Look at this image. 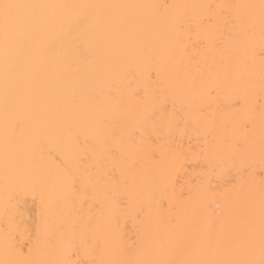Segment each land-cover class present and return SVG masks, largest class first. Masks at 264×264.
I'll list each match as a JSON object with an SVG mask.
<instances>
[{
    "label": "bare ground",
    "instance_id": "obj_1",
    "mask_svg": "<svg viewBox=\"0 0 264 264\" xmlns=\"http://www.w3.org/2000/svg\"><path fill=\"white\" fill-rule=\"evenodd\" d=\"M7 2L41 7L7 51L0 34V261L57 264L69 235L79 264L239 258L224 245L250 218L258 242L261 0ZM69 124L85 152L75 192L61 168ZM21 177L63 200L39 238L37 198L14 196L5 215Z\"/></svg>",
    "mask_w": 264,
    "mask_h": 264
},
{
    "label": "snow or ice",
    "instance_id": "obj_2",
    "mask_svg": "<svg viewBox=\"0 0 264 264\" xmlns=\"http://www.w3.org/2000/svg\"><path fill=\"white\" fill-rule=\"evenodd\" d=\"M39 5H28V4H19L5 2L0 3V34H2L5 49L7 51L8 44L10 40L14 37L19 36L23 31H25L30 24V18L27 17L24 13L26 9H35L39 8ZM103 7V6H102ZM240 7V6H238ZM242 7L256 8V5H247ZM260 24H261V41L260 55L264 57V0H261L260 5ZM230 35V33H229ZM73 49H78L79 45L73 43ZM154 77L155 82L159 84L160 82V73L156 70H153L150 73V78ZM214 91V89H213ZM75 102V101H74ZM239 103V101H237ZM155 115V113H153ZM19 126V122H17ZM69 140L73 144V151L71 155L67 158L66 161L61 162V168L64 176V190L65 192L71 191L75 192L76 183L79 179V174L76 170L75 165L84 159L85 152L79 150V139L73 135L72 125L69 124L65 128ZM262 159H264V147H262ZM20 195H32L34 198L39 200V222L37 225L36 236L39 238L41 234H47L51 232L54 228V225L51 223V215L54 210L59 209L63 200L56 202L55 207L53 206L50 194L47 186L42 182H34L26 177L18 178L11 189L10 193H6L5 197V215L9 213L8 203L14 196ZM211 194H209L207 203L210 205ZM217 207H219L217 205ZM7 235V234H6ZM207 246L209 249L215 251L219 247V243L213 240L211 235L206 236ZM69 245V258L57 262V264H79V262H74L71 259L72 255H76L80 250V246L77 243V239L74 235H69L67 237ZM258 247V255H257ZM240 248L241 254L239 258H225V259H216V258H197L194 260H155L149 261L147 264H264V201L261 203L260 218H259V233H258V242H257V232L255 226V219L250 218L248 230L245 234L244 240L242 243L229 241L225 243L224 249L228 253L233 249ZM0 264H41V262L32 261V260H9V261H0Z\"/></svg>",
    "mask_w": 264,
    "mask_h": 264
}]
</instances>
